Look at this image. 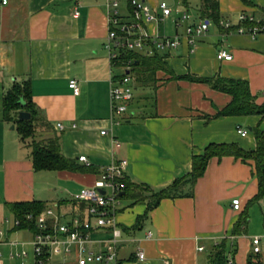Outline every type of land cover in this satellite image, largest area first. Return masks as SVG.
<instances>
[{"label": "crops", "instance_id": "0c3cea01", "mask_svg": "<svg viewBox=\"0 0 264 264\" xmlns=\"http://www.w3.org/2000/svg\"><path fill=\"white\" fill-rule=\"evenodd\" d=\"M140 1L155 19L140 21L136 33L173 37L183 34L186 24L208 21V31L195 43L157 51L175 75L241 80L247 82L256 104L264 103V34L251 38L231 29L238 27L240 14L252 16L255 23L264 21V0H217V20L202 17L201 0H196L191 19L178 25L180 10L162 17L157 0ZM112 2L117 3L116 28L134 23L129 0H6V4L0 0V212L6 210L12 219L0 222L8 225L0 230V264H35L34 232L13 226L7 204L38 202L50 208L60 223L86 220V205L72 196L92 187L110 163L125 160V178L157 191L189 173L192 156L208 145L236 144L253 150L251 129L264 128L260 116L215 118L230 103V96L205 83L170 79L161 71L156 73L154 87H140L131 75L134 92L129 116L114 123L109 79L111 73L120 76L122 70L111 67L104 48ZM183 4L188 6L187 0ZM168 23L173 24L171 29ZM225 23H230L231 30L224 28ZM222 49L231 54V60L217 59ZM70 80L77 82L78 95L69 88ZM15 84L28 87L36 111L35 133L25 141L3 113V97ZM237 127L247 134L238 135ZM53 137L59 140L62 156L73 161L77 170L34 169L33 143L44 144ZM114 140L119 148L114 147ZM80 156H85L88 165L78 160ZM256 193L252 166L222 157L208 161L191 196L162 199L145 218V205L119 200L114 216L121 231L119 264H207L208 255L220 242L225 243L230 264H248L254 236L248 232V210L255 205L264 208V199L249 204ZM234 199L241 204L237 211L231 205ZM243 214L246 226L234 235L233 227ZM262 234L264 229L258 235ZM109 235L108 228L91 234L95 240ZM101 247L87 245L93 251ZM199 247L203 250L198 251ZM137 249L144 253V260L136 257ZM22 251L26 256L17 257ZM78 252L73 245L69 255L53 257L52 262L72 261Z\"/></svg>", "mask_w": 264, "mask_h": 264}, {"label": "built area", "instance_id": "2783aa9c", "mask_svg": "<svg viewBox=\"0 0 264 264\" xmlns=\"http://www.w3.org/2000/svg\"><path fill=\"white\" fill-rule=\"evenodd\" d=\"M6 4V0H2ZM132 10L134 23L122 25L118 28L116 2H112L114 8L110 19V29L105 37L104 48L109 51V60L111 67H115V61L118 60L120 50L147 52L153 54L154 51H164L177 48L182 42L193 44L197 39L202 38L208 31V21L199 20L197 22L186 24L184 33L181 35L169 36H151L147 33H136L139 29L140 21H151L155 17L150 13V9L140 0H129ZM162 17L171 15V9L162 2L158 5ZM78 13L75 12V15ZM191 15L183 11L180 13L175 25L178 22H188ZM238 27L235 32L240 35H246L255 38L264 34V25L254 24L243 26L242 23H254L252 16L240 14L238 17ZM224 28L230 30V23H225ZM118 29V30H117ZM218 60L229 61L232 59L231 54L226 50H219L217 53ZM122 72L120 76L113 73L109 79V101L111 119L114 123H119L129 116V105L133 100V78L129 74L131 69L130 63H124L120 66ZM69 88L74 95L79 94V87L75 80L69 81ZM57 128L62 130L63 127L57 124ZM106 132L102 131L104 135ZM236 133L245 136L247 131L240 127L236 128ZM114 147L119 148V143L113 141ZM80 162L88 165L85 156L78 158ZM126 164L125 160H119L107 165L99 178L92 187L81 189L72 196L76 202L86 205L88 219L79 220L73 218L70 223H60L54 216L50 208H45L42 214L33 216L27 214L26 219L33 221L36 231L33 233L32 248L35 264H119L117 248L121 241V231L117 228L114 219L119 204L118 194L121 193L122 184L120 180L124 177L123 169ZM100 191H104L101 194ZM233 210L240 209V201L234 199L231 202ZM13 226H19V220L13 219ZM108 228L110 235L104 240H95L91 234L100 229ZM93 243L102 244L98 251L87 248V245ZM77 246L79 252L72 261L52 262L53 257L67 256L71 253V246ZM203 248L199 247L198 251ZM250 252L254 257V264H264V234L255 235L250 238ZM17 257H25L26 252L22 251L16 254ZM138 260H144V253L136 250Z\"/></svg>", "mask_w": 264, "mask_h": 264}, {"label": "trees", "instance_id": "16d2710c", "mask_svg": "<svg viewBox=\"0 0 264 264\" xmlns=\"http://www.w3.org/2000/svg\"><path fill=\"white\" fill-rule=\"evenodd\" d=\"M130 6V4H129ZM131 8V7H130ZM200 14L202 17L217 20L218 7L217 0H201ZM248 25H264V21L258 23H242ZM236 29L235 27L231 28ZM230 29V30H231ZM118 30V29H117ZM164 56H160L154 51L151 56L141 55L138 52L120 50L118 60L115 61V67L129 62L130 71L136 84L142 86L154 87L157 79L156 73L161 71L170 76V79H185L193 82L208 84L213 90L230 96V103L218 110L217 117L225 116H260L264 117V103L256 104L255 96L251 95L247 82L234 79H225L221 77L196 78L190 76L175 75L168 65L164 62ZM24 111L30 115L28 120L18 119L17 112ZM3 113L7 121L13 122L20 135L21 141L33 138L35 133L36 111L29 100L28 87L15 84L10 91L3 97ZM12 114H15L12 116ZM255 139V148L253 150H244L236 144H210L202 150L201 154H194L191 158V170L186 175L176 178L172 184L161 190H152L145 184H136L130 182L125 176L120 180L122 184V196L119 200H126L130 205L143 204L146 206V212L142 218L158 206L162 199H174L191 196V192L196 181L204 174L208 161L212 158L233 157L240 159L244 163L252 166V172L257 181V193L249 201V204H255L264 199V128L255 127L251 129ZM33 167L36 171L49 170H77L73 161L64 158L60 152L59 140L57 137L50 138L46 143H33L31 149ZM9 211L15 219L19 220L17 229L28 228L36 231L33 221L26 219L27 214L38 216L44 209V204L38 202H23L7 204ZM138 218L135 226L139 223ZM247 223V215L243 214L233 227L232 233L237 235L241 233ZM254 257L251 255L248 264H254ZM207 264H230L226 256V246L220 242L214 246L207 257Z\"/></svg>", "mask_w": 264, "mask_h": 264}, {"label": "rangeland", "instance_id": "374dc122", "mask_svg": "<svg viewBox=\"0 0 264 264\" xmlns=\"http://www.w3.org/2000/svg\"><path fill=\"white\" fill-rule=\"evenodd\" d=\"M166 3V5L173 11L175 12L176 10H180L182 11H186L188 13L194 14L195 10H196V0H187V4L188 6L183 4V0H157V3ZM124 3L121 4V8L123 7ZM179 12V13H181ZM175 17V14L173 15ZM171 22V21H170ZM172 23H168L167 25V29H171L172 27ZM212 27V26H211ZM160 28H163V24L160 25ZM167 35V34H165ZM135 52V51H134ZM20 112V110L18 111ZM17 112V114H18ZM18 118V115L16 116ZM127 202L126 200H122V202ZM264 208L259 207L258 205L252 206L249 210H248V232H250L252 235H258L261 234L263 232L264 229ZM7 219L9 221V223H11L12 219L9 215V213L4 210L2 212H0V222L2 221V219ZM6 225L5 223L0 224V230L4 231L6 229ZM16 261H13L9 264H16Z\"/></svg>", "mask_w": 264, "mask_h": 264}, {"label": "water", "instance_id": "95a60500", "mask_svg": "<svg viewBox=\"0 0 264 264\" xmlns=\"http://www.w3.org/2000/svg\"><path fill=\"white\" fill-rule=\"evenodd\" d=\"M17 115H18V119H20V120H28L29 117H30V115L28 113L23 112V111L18 112ZM100 192H101V194L104 193V191H100ZM118 195L119 196H122L123 195V192L119 193Z\"/></svg>", "mask_w": 264, "mask_h": 264}]
</instances>
